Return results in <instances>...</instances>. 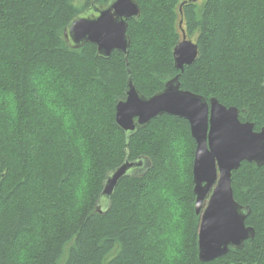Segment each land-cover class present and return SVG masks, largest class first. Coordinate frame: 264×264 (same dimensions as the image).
<instances>
[{"label":"trees","instance_id":"1","mask_svg":"<svg viewBox=\"0 0 264 264\" xmlns=\"http://www.w3.org/2000/svg\"><path fill=\"white\" fill-rule=\"evenodd\" d=\"M136 2L128 58L105 59L64 36L91 0H0V264H264V166L233 173L255 238L204 263L189 123L162 116L129 143L116 124L129 63L145 97L179 76L182 90L239 109L261 131L264 0ZM184 34L199 55L180 72L174 50ZM140 158L151 169L122 179L98 212L108 175Z\"/></svg>","mask_w":264,"mask_h":264},{"label":"water","instance_id":"2","mask_svg":"<svg viewBox=\"0 0 264 264\" xmlns=\"http://www.w3.org/2000/svg\"><path fill=\"white\" fill-rule=\"evenodd\" d=\"M140 16L141 8L136 0H111L105 6L91 0L90 7L66 27L65 40L75 49L94 45L98 55L105 59L111 58L114 52H121L128 58L129 22ZM198 55V45L184 34L183 41L174 50L176 68L184 72L195 64ZM127 67L128 89L116 103V124L126 134L128 143L139 130L162 116L183 119L190 125L197 144L193 178L196 212L201 216L200 261L212 262L232 249H242L245 242L255 238L256 232L246 225L251 208L242 206L235 199L233 173L246 162L264 166V128L257 132L254 124L243 123L240 110L235 107L228 108L215 98L208 101L182 90L179 76L170 80L162 91L145 97L134 83L129 63ZM151 165L147 158L127 159L110 173L97 201V211H108L122 179L144 176Z\"/></svg>","mask_w":264,"mask_h":264},{"label":"flooded vegetation","instance_id":"3","mask_svg":"<svg viewBox=\"0 0 264 264\" xmlns=\"http://www.w3.org/2000/svg\"><path fill=\"white\" fill-rule=\"evenodd\" d=\"M208 200H209V197L207 198V200H206V202H205V206L207 205V203H208Z\"/></svg>","mask_w":264,"mask_h":264}]
</instances>
